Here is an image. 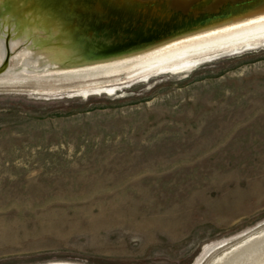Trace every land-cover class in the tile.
Listing matches in <instances>:
<instances>
[{"label":"rangeland","instance_id":"obj_1","mask_svg":"<svg viewBox=\"0 0 264 264\" xmlns=\"http://www.w3.org/2000/svg\"><path fill=\"white\" fill-rule=\"evenodd\" d=\"M249 49L102 79L111 94L1 83L0 264H219L263 236L264 44Z\"/></svg>","mask_w":264,"mask_h":264},{"label":"bare ground","instance_id":"obj_2","mask_svg":"<svg viewBox=\"0 0 264 264\" xmlns=\"http://www.w3.org/2000/svg\"><path fill=\"white\" fill-rule=\"evenodd\" d=\"M232 9L218 19L186 27L202 12L172 15L167 6L125 7L116 0H0V84L34 75L93 81L78 94H111L115 86L102 79L177 74L199 61L264 43V1L247 0ZM108 28H113L111 34ZM16 49L18 66L12 69L7 62ZM222 244L206 246L201 258ZM219 264H264V235Z\"/></svg>","mask_w":264,"mask_h":264},{"label":"water","instance_id":"obj_3","mask_svg":"<svg viewBox=\"0 0 264 264\" xmlns=\"http://www.w3.org/2000/svg\"><path fill=\"white\" fill-rule=\"evenodd\" d=\"M119 3L124 4L125 7H138L144 6L148 8H155L157 6H167L168 11L172 12V15L182 13V15H190L194 11H201L202 15L194 18L192 21L186 22V27H197L198 25L218 19L223 15H228L233 12V7L243 4L247 0H116ZM258 2L260 0H257ZM264 0H261V2ZM165 3V5H164ZM197 5L201 7L195 9ZM232 9V10H231ZM89 10L91 8L89 7ZM113 28H108L106 31L111 34ZM102 42V41H101Z\"/></svg>","mask_w":264,"mask_h":264}]
</instances>
